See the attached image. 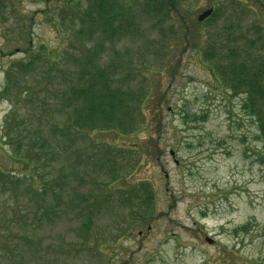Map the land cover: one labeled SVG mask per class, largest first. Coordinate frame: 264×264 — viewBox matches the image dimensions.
Here are the masks:
<instances>
[{
	"label": "rangeland",
	"instance_id": "obj_1",
	"mask_svg": "<svg viewBox=\"0 0 264 264\" xmlns=\"http://www.w3.org/2000/svg\"><path fill=\"white\" fill-rule=\"evenodd\" d=\"M231 1L178 0L166 18L141 13L145 0L126 7L131 30L99 52L118 65L113 84L141 98L122 135L69 126L73 28L90 0H4L0 264H264V139L246 95L204 60L207 33L227 17L196 21L209 6L235 9L230 47L264 64V48L247 46L258 26L264 33V0ZM216 52L226 61L225 47Z\"/></svg>",
	"mask_w": 264,
	"mask_h": 264
},
{
	"label": "trees",
	"instance_id": "obj_2",
	"mask_svg": "<svg viewBox=\"0 0 264 264\" xmlns=\"http://www.w3.org/2000/svg\"><path fill=\"white\" fill-rule=\"evenodd\" d=\"M133 1L90 0L89 5L78 17V23L73 28L72 39L75 42L73 45L80 44L77 46L81 53L78 57L74 55L69 57L73 59L76 69L73 67L69 71L73 79L65 89V105L70 106L72 112L69 126L82 127L87 130H110L122 135L134 130L130 111L136 108V105H132L133 101L136 99L135 101L140 103L141 98L127 86L122 88L113 84V76L118 65L112 62V59L110 62L107 61V64L99 62L101 57L99 52L106 46V42L109 40L111 42L115 33L128 34L131 30L132 14H125L126 7L132 6ZM155 1L157 5L151 7ZM2 2L3 0H0V7ZM145 3L147 7L142 6L141 13L147 15L151 13L152 16H156L153 11L157 8L161 10L159 13L162 17L166 18L176 7L178 0H145ZM233 3L235 0L231 1L232 6ZM226 9L222 6L214 8L212 14L205 20V22H210L215 17H221L224 12L229 23L224 24L214 34L207 33V46L203 52L204 60L208 62L207 69L220 85L228 87L234 93L238 91L246 95L241 106L248 114L255 117L259 135L264 139V64L258 63L252 53L244 54L247 50L242 49V46L230 47L238 38L240 19L237 14L235 15V9L233 11ZM234 22H237V25ZM255 32L247 42L248 50H253L257 44L264 48L263 31L258 26ZM191 33L194 34L195 39L202 35V32L197 30ZM185 39L187 43L190 42L187 38ZM223 47L226 50V61L216 52ZM32 64V61L22 63L18 69L20 72L27 73L31 71L29 68ZM134 94L137 97H134ZM147 96L145 95L142 99L143 102ZM35 130L39 132L38 129ZM40 138V142L35 141V144L39 150H44V147L48 146V138L41 135ZM0 176L6 177L7 175L1 172ZM14 179V183L20 180L18 177ZM42 180L39 176V183L45 184ZM40 186L41 184L38 186L32 184L37 196L43 194Z\"/></svg>",
	"mask_w": 264,
	"mask_h": 264
},
{
	"label": "water",
	"instance_id": "obj_3",
	"mask_svg": "<svg viewBox=\"0 0 264 264\" xmlns=\"http://www.w3.org/2000/svg\"><path fill=\"white\" fill-rule=\"evenodd\" d=\"M211 11H212V8H208V9L204 10L202 13L199 14L198 19L199 20L204 19L205 17H207L211 13Z\"/></svg>",
	"mask_w": 264,
	"mask_h": 264
},
{
	"label": "bare ground",
	"instance_id": "obj_4",
	"mask_svg": "<svg viewBox=\"0 0 264 264\" xmlns=\"http://www.w3.org/2000/svg\"><path fill=\"white\" fill-rule=\"evenodd\" d=\"M3 3H4V0H3V2H2L1 6L3 5Z\"/></svg>",
	"mask_w": 264,
	"mask_h": 264
}]
</instances>
